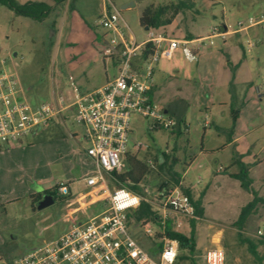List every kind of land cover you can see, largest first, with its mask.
<instances>
[{"label": "rangeland", "instance_id": "rangeland-1", "mask_svg": "<svg viewBox=\"0 0 264 264\" xmlns=\"http://www.w3.org/2000/svg\"><path fill=\"white\" fill-rule=\"evenodd\" d=\"M15 1H45L51 6L47 17L35 21L0 5V54L10 56V67L24 87L23 96L36 105L52 102L58 94L70 98L73 88L68 76H72L83 93L102 86L115 75L113 59L105 56L104 50L110 47L109 39L117 35L98 24L103 12L112 9L110 2L127 26L124 32L139 43L147 37V31L138 22L142 10L150 4L157 6L178 0ZM183 1H193L192 7L182 9L169 26L158 31L176 38H186L191 33L196 40L211 33L214 26L238 28V21L256 14L264 4V0ZM124 4L128 6L120 9ZM248 43L253 45L249 47ZM196 44L188 43L194 48ZM199 44L195 61L186 59L177 50L168 59L159 60L152 78L156 87L154 102L168 108V115L181 122L180 132L150 130L151 119L131 113L127 155L153 161L140 182L147 188L146 198L156 196L162 181L174 185L170 175L154 161L161 152L176 159L173 171L180 177L181 185L189 187L194 197L202 193L203 213L194 222L195 250L189 254L187 249H179L178 257L187 258H178L173 264H192L191 260L204 264V254L212 248L222 250L224 264H264V238L255 235L257 229L264 232V203L259 202L245 224L237 228L233 223L241 206L252 199V193L229 175L239 171L240 165L234 161L239 155L249 167L250 189L264 199V22L228 33L225 39L214 37ZM259 91H263L261 97ZM232 108L240 110L236 121L230 115ZM57 125L58 133L44 138ZM82 128L75 121L73 110L66 109L56 114L45 128L23 138L24 146L28 141L61 138L55 146L59 149L56 155L46 154L38 146L35 158L52 160L49 167L54 180L48 179L44 185L52 186L59 180L62 184L69 183L72 195L64 196L63 201L58 197L43 209L31 208L27 199L11 205L8 217L0 220V264H14L21 253L60 235L64 224L79 220L83 208L88 215L104 208L103 196L99 200L93 195L80 201L77 198L87 190L83 189L84 177L93 171V163L81 156L82 149L88 146L82 139ZM136 143L149 147L145 151H132ZM125 156L119 172L125 170ZM26 158V153L19 154L21 163L28 162ZM28 172L25 171L29 176ZM107 179L109 190L117 187L109 176ZM85 202L88 204L84 205ZM129 228L145 249H152L164 240L155 226L151 227L152 236L146 235L139 224L131 223ZM189 230V222L181 228L185 234ZM248 241L254 245L255 253L249 249Z\"/></svg>", "mask_w": 264, "mask_h": 264}, {"label": "built area", "instance_id": "built-area-1", "mask_svg": "<svg viewBox=\"0 0 264 264\" xmlns=\"http://www.w3.org/2000/svg\"><path fill=\"white\" fill-rule=\"evenodd\" d=\"M109 5L112 9L103 12L98 24L117 35L109 39L110 47L104 50L105 56L112 57L117 71L100 87L81 93L72 76H68L73 88L70 98L58 94L52 102L33 105L23 96L24 87L10 67V56L0 54V145L18 143L56 114L72 109L75 121L83 127L82 139L88 142L84 153L94 164L92 173L84 178L87 190L80 199L93 195L106 200L99 213L82 214L79 220L64 224L60 235L21 253L14 264H173L179 245L177 239L165 235V223L170 221V229L181 232L191 219L198 218L189 196L179 185L158 188L156 196L148 199L144 196L147 188L140 183L137 185L143 194L127 186L109 190L107 176L113 171L119 173L124 166L131 113L151 119L150 130L166 129L172 133L181 130V122L173 120L168 111L164 113V108L153 99L152 78L159 60L168 59L179 50L186 59L194 61L199 43L204 39L223 38L224 31L218 26L212 27L211 33L195 40L194 48L188 45L194 42L192 40L176 39L148 28L147 37L137 43L124 32L127 26L119 10L111 2ZM249 21L250 24L257 22ZM148 147L136 143L132 151H145ZM146 163L152 165L153 161L147 159ZM57 194L68 196V187L59 183ZM142 200L150 202L158 218L155 223L143 218L137 224L148 236L154 234L151 227H157L164 239L155 254L151 251L157 244L145 249L127 224L128 214L137 209ZM255 235L264 238L260 229ZM203 260L204 264H224V255L220 248H212L205 252Z\"/></svg>", "mask_w": 264, "mask_h": 264}, {"label": "trees", "instance_id": "trees-1", "mask_svg": "<svg viewBox=\"0 0 264 264\" xmlns=\"http://www.w3.org/2000/svg\"><path fill=\"white\" fill-rule=\"evenodd\" d=\"M54 2H60L61 0H53ZM193 1H183L178 0L175 2H168L166 4L161 5H148L146 6L138 19V22L140 26L142 27H148V28H154L156 30H161L165 28L167 25L171 23L174 17H176L182 9L191 8ZM0 5H3L9 10L13 11L16 15L25 16L27 18L33 19L35 21H42L45 17L48 16L51 6L47 4L45 1H25L24 3H18L15 0H0ZM239 113L238 108H232L231 109V118L233 121H236L237 114ZM184 128L187 129V125H183ZM59 125H57V129H51L50 134L48 135H56L59 130ZM180 132L177 131L178 134ZM154 161L158 163V168L162 171L167 172L172 180V183L174 185H179L180 188L183 190L184 193H186L193 205L194 208V214L197 217H201L203 213V208L201 206V195L200 193L197 197H194L193 192L189 187L182 186L180 177L176 172L173 171V167L175 164L176 159L169 158L168 154L166 152H161L159 157H154ZM235 163H238L240 165L239 171L237 173L229 174L232 177L237 178L241 185L246 190H250L252 193V199L246 204L242 205L240 208L239 215L237 219L234 221V225L237 228H241L243 224H245L247 217L253 213L255 210V206L259 202L264 203V199L260 196H258L254 191L250 189L251 187V179L248 177V165L244 164V162L240 159L239 155H236ZM125 162V170L123 172L116 173V171H113L109 175V179H111L113 182H115V185L118 186H127L131 189H134L135 192L143 194L141 188L138 187L137 184H139L145 175L148 172V164L140 159H137L134 157V155H127L124 158ZM169 182L162 181L158 188H161L163 186L168 185ZM67 186V184L65 185ZM58 187V184H55L51 189L45 190L44 192L38 193L37 195L32 196L31 200V206L32 208H35L34 204L37 200L40 199L41 195L43 193H50L53 195V197L60 198L61 201H63L64 197H60V195L56 194V189ZM68 187V186H67ZM143 218L150 219L153 223H155L156 218H158V215L155 211L152 210V205L150 202L146 200H142L141 203H139V206L134 211H131V213L128 214V221L127 224L130 225L131 223L137 224L138 221L142 220ZM169 222L167 221L165 223V235L169 236V238L177 239L179 249H187L189 254H193L195 250V238H194V222L195 219H191L189 222L190 230L188 234H185L183 232L173 231L170 229ZM249 249L252 253H255L254 251V245L251 243V241H248ZM161 243L156 245V249H153L151 251V254H155L158 249H160ZM178 258H187V256L184 257H177ZM191 260V259H190ZM192 264H197L193 260H191Z\"/></svg>", "mask_w": 264, "mask_h": 264}, {"label": "crops", "instance_id": "crops-1", "mask_svg": "<svg viewBox=\"0 0 264 264\" xmlns=\"http://www.w3.org/2000/svg\"><path fill=\"white\" fill-rule=\"evenodd\" d=\"M262 16H264V4L260 7V9L257 11L256 14H254V15L249 14L246 17H243V19H241L240 21H238L237 22L238 28L233 29V30H229L225 25H222L221 30L224 31V37L222 39H225V36L228 33L229 34L237 33L243 29H246V27L249 28L253 25H257V24L264 22V19L261 18ZM250 19L255 20L257 22L254 24L253 23L250 24L249 23ZM238 23H242L243 25L239 26ZM169 25H167V26H169ZM223 26L225 27L224 29H222ZM208 34L209 33L201 35L200 38H202ZM186 36H187L186 38H176L174 36H172V37H174L176 39H186V40H192V41L196 42L191 33L186 34ZM252 45H253L252 43H248L249 47H251ZM153 89H154V93H155L156 92L155 84L153 86ZM154 93H153V95H154ZM262 95H263V91L262 92L259 91L258 96L261 97ZM165 109H167V111H168V108L165 107ZM239 113H240V110H239ZM239 113L237 114V118H238ZM46 125L34 129L30 133V135L36 133V130L39 128H42V127L45 128ZM49 136L50 135L45 134L44 138H47ZM60 141H61V138L60 139L57 138V139H53V140L46 139V140H42V141L36 142V143H32V142L28 141L27 145L24 146V140L22 139L18 143L9 144L7 146L6 145H0V220L6 219L8 217V208L11 205L17 203L18 201L27 199L29 201L30 207L32 208V206H31L32 196L37 195L38 193L44 192L45 190L51 189L55 184H59V183L62 184V182L59 180V181H54L52 186L44 185V182L48 181V179L54 180L51 177V172H50V167H49L52 160L46 159L44 161L42 158H40L37 161L35 158L36 157V155H35L36 151L35 150L39 148L38 146H42V148L45 150L46 154H51V155L55 154L56 155V152H58L59 149L55 146L59 145ZM54 147H55V149H54ZM23 153H26V157H27L26 160L29 159L28 160L29 165L27 164L28 162L21 163V161L19 159V154H23ZM41 153L43 155L42 151H41ZM82 153L83 154H81V156H83L85 159L92 162V160L89 159L85 155L84 149H82ZM37 156H41V155L38 154ZM56 158H58V156ZM35 161H36V163L32 164ZM257 162L260 163L259 160ZM93 169H94V166H93ZM25 171H29L28 173H30V175L28 176L25 173ZM66 184H67L68 189H69V194H71L69 183H65V185ZM85 188H86V185L83 186V189H85ZM84 193H85V191L77 197L79 201L81 200L80 197ZM83 204L87 205L88 203L85 202ZM78 209H80V208H78ZM82 214L88 215L86 209L83 208ZM0 235H1V230H0ZM1 236H0V238H1ZM1 243H2V239H0V245H1Z\"/></svg>", "mask_w": 264, "mask_h": 264}, {"label": "water", "instance_id": "water-1", "mask_svg": "<svg viewBox=\"0 0 264 264\" xmlns=\"http://www.w3.org/2000/svg\"><path fill=\"white\" fill-rule=\"evenodd\" d=\"M126 6H128V4H124L120 7V9L125 8ZM145 30L148 29V27H143ZM225 27L223 26L222 29H224ZM167 109H164V113H166ZM53 201H55V198L53 197L52 194L50 193H43L40 197L39 200H37L35 202V208L36 209H43L45 207H47L48 205H50L51 203H53Z\"/></svg>", "mask_w": 264, "mask_h": 264}, {"label": "flooded vegetation", "instance_id": "flooded-vegetation-1", "mask_svg": "<svg viewBox=\"0 0 264 264\" xmlns=\"http://www.w3.org/2000/svg\"><path fill=\"white\" fill-rule=\"evenodd\" d=\"M56 194H57V189H56ZM58 195V194H57ZM61 197V196H60Z\"/></svg>", "mask_w": 264, "mask_h": 264}]
</instances>
